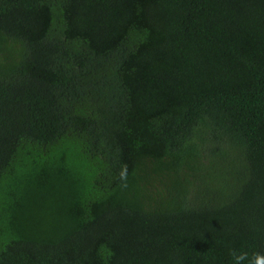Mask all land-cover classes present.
<instances>
[{"label": "trees", "instance_id": "trees-1", "mask_svg": "<svg viewBox=\"0 0 264 264\" xmlns=\"http://www.w3.org/2000/svg\"><path fill=\"white\" fill-rule=\"evenodd\" d=\"M264 254V0H0V264Z\"/></svg>", "mask_w": 264, "mask_h": 264}, {"label": "clouds", "instance_id": "clouds-1", "mask_svg": "<svg viewBox=\"0 0 264 264\" xmlns=\"http://www.w3.org/2000/svg\"><path fill=\"white\" fill-rule=\"evenodd\" d=\"M234 264H241V262L247 258L245 253H237L235 250L231 253ZM249 264H264V254L256 253L252 260L249 261Z\"/></svg>", "mask_w": 264, "mask_h": 264}]
</instances>
